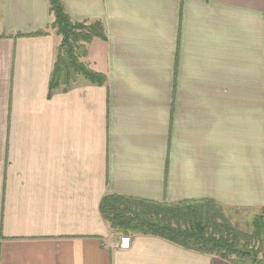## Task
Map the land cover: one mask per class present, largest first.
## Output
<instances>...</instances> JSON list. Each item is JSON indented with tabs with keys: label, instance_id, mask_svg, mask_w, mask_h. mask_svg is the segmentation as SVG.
Here are the masks:
<instances>
[{
	"label": "crops",
	"instance_id": "crops-1",
	"mask_svg": "<svg viewBox=\"0 0 264 264\" xmlns=\"http://www.w3.org/2000/svg\"><path fill=\"white\" fill-rule=\"evenodd\" d=\"M106 77L48 97L47 0H0V264H230L127 235L105 195L264 206V0H62Z\"/></svg>",
	"mask_w": 264,
	"mask_h": 264
},
{
	"label": "trees",
	"instance_id": "trees-1",
	"mask_svg": "<svg viewBox=\"0 0 264 264\" xmlns=\"http://www.w3.org/2000/svg\"><path fill=\"white\" fill-rule=\"evenodd\" d=\"M51 23L45 30L17 33L15 37L41 36L52 30L60 37L49 76L48 97L66 91L79 78L103 86L106 77L85 62L92 39H106L98 20L72 21L62 0H47ZM235 207L210 198L155 202L122 195H105L99 203L109 230L120 235H149L183 249L227 261L230 264H264V206L241 229Z\"/></svg>",
	"mask_w": 264,
	"mask_h": 264
},
{
	"label": "rangeland",
	"instance_id": "rangeland-1",
	"mask_svg": "<svg viewBox=\"0 0 264 264\" xmlns=\"http://www.w3.org/2000/svg\"><path fill=\"white\" fill-rule=\"evenodd\" d=\"M256 213H258L257 209L249 210L245 208H237L235 215H236V218L238 219V224L240 228L244 229L246 220Z\"/></svg>",
	"mask_w": 264,
	"mask_h": 264
},
{
	"label": "built area",
	"instance_id": "built-area-1",
	"mask_svg": "<svg viewBox=\"0 0 264 264\" xmlns=\"http://www.w3.org/2000/svg\"><path fill=\"white\" fill-rule=\"evenodd\" d=\"M130 244V238L127 235H123L120 237L118 247L121 249H127L129 248Z\"/></svg>",
	"mask_w": 264,
	"mask_h": 264
}]
</instances>
